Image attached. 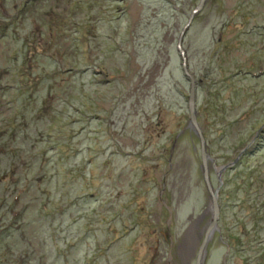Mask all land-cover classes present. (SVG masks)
<instances>
[{"label":"rangeland","instance_id":"rangeland-1","mask_svg":"<svg viewBox=\"0 0 264 264\" xmlns=\"http://www.w3.org/2000/svg\"><path fill=\"white\" fill-rule=\"evenodd\" d=\"M199 3L0 0V264H196L191 88L206 264H264V0Z\"/></svg>","mask_w":264,"mask_h":264},{"label":"water","instance_id":"water-1","mask_svg":"<svg viewBox=\"0 0 264 264\" xmlns=\"http://www.w3.org/2000/svg\"><path fill=\"white\" fill-rule=\"evenodd\" d=\"M204 3H205V0H200V3L198 5L199 7H197L196 10L200 9L201 7H204L203 6ZM196 10H195V12H196ZM195 12H193V14L190 15V18L188 20V25L190 24V22L192 21V19H194ZM185 30H184V32H185ZM181 40H179L178 49H180L179 45L181 43ZM180 52H181L182 55H184V52H183L182 49H181ZM182 59L184 60L183 66H184V70H185V73H186L187 72V70H186V62H187V60L185 58H183V57H182ZM186 75H187V73H186ZM189 76H190V80L192 82H194L192 80L191 75H189ZM191 91H192V93H191V96H190V99H189V102H190L189 103V109H190V113H192L191 114V122L195 124L194 126H195V128L197 130V134H199L198 136H199L200 144H202V146H201V155H202V157L201 158H202V165H203V167H202V169H203V175L205 176L204 178H205L206 184L209 186L208 189L211 192V197H213V199H212V205H211V207L213 208V216H212L213 219L210 220L209 223H208V225L206 226V231H205V234H204V236L202 238V243L199 246L198 254H197L196 260H195L196 261V264H206L205 259H206L207 251H208L207 250V246H208L209 242L212 240L211 238L213 237V235L215 234V232L220 230L219 225H218V222H219L220 219L217 218L218 215H219V210H218V207H217V201H216V197L217 196H216V192L213 193L211 191V188L212 187L209 185V180H208V177L209 176H208V172H207V167H208V165H207V157L209 155L205 151V145H206L205 144V141H204V139L202 137V133H200V130L197 128V123H195V118L193 116V114H194V112H193V104L195 103V102H193L194 101V93H195L194 88H191Z\"/></svg>","mask_w":264,"mask_h":264}]
</instances>
